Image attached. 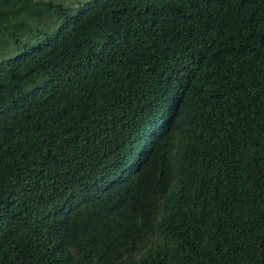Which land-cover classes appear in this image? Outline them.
<instances>
[{"label":"trees","instance_id":"obj_1","mask_svg":"<svg viewBox=\"0 0 264 264\" xmlns=\"http://www.w3.org/2000/svg\"><path fill=\"white\" fill-rule=\"evenodd\" d=\"M0 264H264V0H0Z\"/></svg>","mask_w":264,"mask_h":264}]
</instances>
